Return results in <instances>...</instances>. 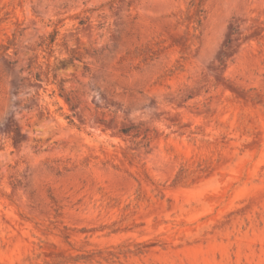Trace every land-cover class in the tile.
Wrapping results in <instances>:
<instances>
[{
    "label": "rangeland",
    "instance_id": "1",
    "mask_svg": "<svg viewBox=\"0 0 264 264\" xmlns=\"http://www.w3.org/2000/svg\"><path fill=\"white\" fill-rule=\"evenodd\" d=\"M0 264H264V0H0Z\"/></svg>",
    "mask_w": 264,
    "mask_h": 264
},
{
    "label": "trees",
    "instance_id": "2",
    "mask_svg": "<svg viewBox=\"0 0 264 264\" xmlns=\"http://www.w3.org/2000/svg\"><path fill=\"white\" fill-rule=\"evenodd\" d=\"M52 40H53V37L51 38V41H52ZM123 132H125V133H126V132H128V130H126V129H125V130H123Z\"/></svg>",
    "mask_w": 264,
    "mask_h": 264
}]
</instances>
